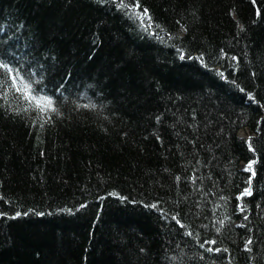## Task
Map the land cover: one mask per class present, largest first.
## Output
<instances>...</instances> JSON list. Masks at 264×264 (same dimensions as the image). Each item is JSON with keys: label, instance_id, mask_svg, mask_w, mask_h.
<instances>
[{"label": "trees", "instance_id": "1", "mask_svg": "<svg viewBox=\"0 0 264 264\" xmlns=\"http://www.w3.org/2000/svg\"><path fill=\"white\" fill-rule=\"evenodd\" d=\"M0 264H264V0H0Z\"/></svg>", "mask_w": 264, "mask_h": 264}, {"label": "snow or ice", "instance_id": "2", "mask_svg": "<svg viewBox=\"0 0 264 264\" xmlns=\"http://www.w3.org/2000/svg\"><path fill=\"white\" fill-rule=\"evenodd\" d=\"M144 15L147 14V10L145 9L143 12ZM3 67H7V65H2ZM15 80V78H13ZM17 91H21L23 98L29 103L30 106L36 107L39 110H46L51 108L52 101L49 98L40 97L38 93L32 94L35 92L34 89H31L29 85L24 84L21 88H18ZM248 169H251V164L248 165ZM245 194H249L248 190H245Z\"/></svg>", "mask_w": 264, "mask_h": 264}, {"label": "rangeland", "instance_id": "3", "mask_svg": "<svg viewBox=\"0 0 264 264\" xmlns=\"http://www.w3.org/2000/svg\"><path fill=\"white\" fill-rule=\"evenodd\" d=\"M240 131H241V132H240ZM240 131H239V134L247 135L246 131H244V130H240Z\"/></svg>", "mask_w": 264, "mask_h": 264}, {"label": "bare ground", "instance_id": "4", "mask_svg": "<svg viewBox=\"0 0 264 264\" xmlns=\"http://www.w3.org/2000/svg\"><path fill=\"white\" fill-rule=\"evenodd\" d=\"M241 132V131H240Z\"/></svg>", "mask_w": 264, "mask_h": 264}]
</instances>
